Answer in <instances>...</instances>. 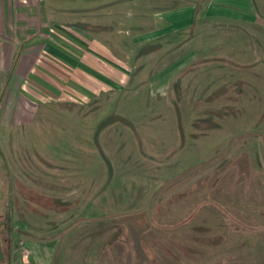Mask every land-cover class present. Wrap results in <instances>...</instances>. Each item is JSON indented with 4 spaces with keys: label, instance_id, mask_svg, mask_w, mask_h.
<instances>
[{
    "label": "rangeland",
    "instance_id": "obj_1",
    "mask_svg": "<svg viewBox=\"0 0 264 264\" xmlns=\"http://www.w3.org/2000/svg\"><path fill=\"white\" fill-rule=\"evenodd\" d=\"M255 3L259 22L238 29L245 40L223 28L179 93L47 103L0 136V204H11L21 255L264 264V0Z\"/></svg>",
    "mask_w": 264,
    "mask_h": 264
},
{
    "label": "crops",
    "instance_id": "obj_2",
    "mask_svg": "<svg viewBox=\"0 0 264 264\" xmlns=\"http://www.w3.org/2000/svg\"><path fill=\"white\" fill-rule=\"evenodd\" d=\"M257 8L255 0H0L1 138L47 103L169 91L223 28L257 24ZM10 260L52 264L53 255L23 256L16 243Z\"/></svg>",
    "mask_w": 264,
    "mask_h": 264
},
{
    "label": "flooded vegetation",
    "instance_id": "obj_3",
    "mask_svg": "<svg viewBox=\"0 0 264 264\" xmlns=\"http://www.w3.org/2000/svg\"><path fill=\"white\" fill-rule=\"evenodd\" d=\"M10 205L8 200H3L0 204V253L4 256L0 264H10L11 255L16 248L17 229L13 223Z\"/></svg>",
    "mask_w": 264,
    "mask_h": 264
},
{
    "label": "trees",
    "instance_id": "obj_4",
    "mask_svg": "<svg viewBox=\"0 0 264 264\" xmlns=\"http://www.w3.org/2000/svg\"><path fill=\"white\" fill-rule=\"evenodd\" d=\"M181 84H182L181 78L176 79V81L174 82V88L177 91V93L180 92Z\"/></svg>",
    "mask_w": 264,
    "mask_h": 264
},
{
    "label": "water",
    "instance_id": "obj_5",
    "mask_svg": "<svg viewBox=\"0 0 264 264\" xmlns=\"http://www.w3.org/2000/svg\"><path fill=\"white\" fill-rule=\"evenodd\" d=\"M4 256L2 253H0V262L3 260Z\"/></svg>",
    "mask_w": 264,
    "mask_h": 264
}]
</instances>
